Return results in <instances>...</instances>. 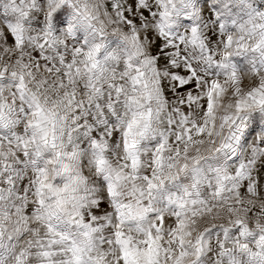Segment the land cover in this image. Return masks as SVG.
Here are the masks:
<instances>
[{
	"label": "snow or ice",
	"instance_id": "1",
	"mask_svg": "<svg viewBox=\"0 0 264 264\" xmlns=\"http://www.w3.org/2000/svg\"><path fill=\"white\" fill-rule=\"evenodd\" d=\"M0 264H264V0H0Z\"/></svg>",
	"mask_w": 264,
	"mask_h": 264
}]
</instances>
